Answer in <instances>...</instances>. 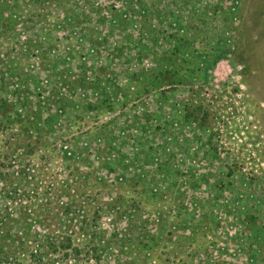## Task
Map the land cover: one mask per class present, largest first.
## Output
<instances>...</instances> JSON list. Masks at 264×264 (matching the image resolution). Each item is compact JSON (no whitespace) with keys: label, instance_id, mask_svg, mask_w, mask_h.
Here are the masks:
<instances>
[{"label":"rangeland","instance_id":"obj_1","mask_svg":"<svg viewBox=\"0 0 264 264\" xmlns=\"http://www.w3.org/2000/svg\"><path fill=\"white\" fill-rule=\"evenodd\" d=\"M1 258L264 264V0H0Z\"/></svg>","mask_w":264,"mask_h":264},{"label":"trees","instance_id":"obj_2","mask_svg":"<svg viewBox=\"0 0 264 264\" xmlns=\"http://www.w3.org/2000/svg\"><path fill=\"white\" fill-rule=\"evenodd\" d=\"M189 110H190V112L192 111L191 108H190ZM70 244H71V243H70ZM70 244H69V245H70ZM72 248H73V246H72ZM74 249H76V247H74ZM69 254H70V253H69ZM38 255H39V257H40V253H38ZM33 257L36 258V254H33ZM37 258H38V257H37ZM39 260H41V259L39 258ZM0 261L3 262V263H6L4 258H1Z\"/></svg>","mask_w":264,"mask_h":264}]
</instances>
